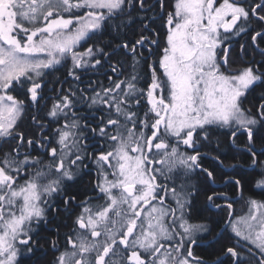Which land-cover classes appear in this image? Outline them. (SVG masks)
Returning <instances> with one entry per match:
<instances>
[{
    "label": "snow or ice",
    "instance_id": "6c2138e0",
    "mask_svg": "<svg viewBox=\"0 0 264 264\" xmlns=\"http://www.w3.org/2000/svg\"><path fill=\"white\" fill-rule=\"evenodd\" d=\"M26 260L264 264V0H0V264Z\"/></svg>",
    "mask_w": 264,
    "mask_h": 264
},
{
    "label": "trees",
    "instance_id": "16d2710c",
    "mask_svg": "<svg viewBox=\"0 0 264 264\" xmlns=\"http://www.w3.org/2000/svg\"><path fill=\"white\" fill-rule=\"evenodd\" d=\"M236 50H238V46L234 47L233 55H234ZM69 65H70V61H69ZM66 71H67L66 67H63V66H58L55 71H51L46 77V79L50 82L49 88H51V87H57L58 88L59 85H55L51 82H54L57 79H62L63 76L65 75ZM46 95H53V93L46 92ZM49 103H50V101H49ZM42 111H43V109H42ZM28 123H29V118L26 116L24 118L23 123H22V127H27ZM87 179H88V177H85V180H87ZM234 207H235L236 213H240L242 211L247 210L242 201L238 202ZM213 215H223L226 217L227 212L225 211L222 214H218L216 212H213ZM217 231H220V229H217ZM205 239L207 241L206 245L202 248L196 249V253L198 255H204L205 258H208L210 254L215 253L216 249L220 248L221 246H223L225 244H230L231 242H234L229 234H224L215 241L211 240L208 237H205ZM51 255L52 254L49 253L47 258H51ZM212 258H214V255L212 256ZM33 259H35V258H33ZM25 264H33V260H26Z\"/></svg>",
    "mask_w": 264,
    "mask_h": 264
},
{
    "label": "rangeland",
    "instance_id": "374dc122",
    "mask_svg": "<svg viewBox=\"0 0 264 264\" xmlns=\"http://www.w3.org/2000/svg\"><path fill=\"white\" fill-rule=\"evenodd\" d=\"M58 67V66H57ZM247 211V210H246ZM246 211H242V212H240V213H236V215L237 216H239V215H242L244 212H246Z\"/></svg>",
    "mask_w": 264,
    "mask_h": 264
}]
</instances>
